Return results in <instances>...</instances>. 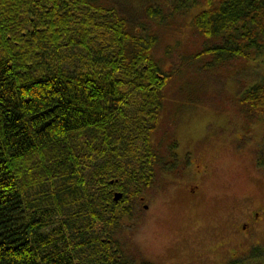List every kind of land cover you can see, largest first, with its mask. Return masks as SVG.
<instances>
[{
  "label": "trees",
  "instance_id": "1",
  "mask_svg": "<svg viewBox=\"0 0 264 264\" xmlns=\"http://www.w3.org/2000/svg\"><path fill=\"white\" fill-rule=\"evenodd\" d=\"M203 1L192 25L216 38L194 57L211 67L264 52V0ZM127 26L95 0H0V264H152L115 233L156 175L151 133L171 73L155 36ZM239 100L256 122L264 80ZM221 264H264V247Z\"/></svg>",
  "mask_w": 264,
  "mask_h": 264
},
{
  "label": "rangeland",
  "instance_id": "2",
  "mask_svg": "<svg viewBox=\"0 0 264 264\" xmlns=\"http://www.w3.org/2000/svg\"><path fill=\"white\" fill-rule=\"evenodd\" d=\"M95 1L117 9L132 34L157 39L153 56L171 76L161 90L162 106L151 141L160 159L168 150L183 147L190 153L186 157L193 153L192 166L205 172L196 177L203 189L196 198L185 196L182 183L179 189L170 187L160 194L156 164L161 160L155 162L153 183L143 192L149 209L134 208L133 217L119 220L115 237L123 253L152 264H204L211 258L221 259L211 264H221L253 245L263 248L264 167L256 159L264 156V115L256 122L246 121L239 96L264 80V52L254 59H233L211 67L206 65L209 55L194 57L216 38L204 37L192 25L193 15L206 6L203 0L198 4L190 0ZM177 4L182 7L176 10ZM149 6L160 7L161 16H151ZM186 163L178 160L173 167L182 170ZM251 213L256 217L252 233L236 235V224ZM220 241L223 252L234 253L222 255L219 247L210 250ZM199 252L203 255H190Z\"/></svg>",
  "mask_w": 264,
  "mask_h": 264
},
{
  "label": "flooded vegetation",
  "instance_id": "3",
  "mask_svg": "<svg viewBox=\"0 0 264 264\" xmlns=\"http://www.w3.org/2000/svg\"><path fill=\"white\" fill-rule=\"evenodd\" d=\"M182 148H173L171 150H168V155H161L162 159L161 162H159V164L157 165V178H158V189L160 194H164L165 192H167L169 190V188H175L179 189L178 187L180 186L179 184L182 183L183 186V192L185 194V196H187L188 198H196L197 196H199L203 189L201 187V185L199 184L198 181L196 180V177H199L200 175L204 174V170L198 171L196 168H194L192 166V157H193V153H191V155L189 157H186L187 155H189L190 153L187 152L186 150L182 151ZM182 151V152H181ZM193 152V150H192ZM167 157V158H166ZM185 160L187 163L184 164L183 169L179 170V169H175L173 167L175 161L178 162V160ZM187 159V160H186ZM185 166L187 167L185 169ZM174 168V169H173ZM195 169V171H194ZM143 195H139L138 197H136L135 199V208H139L141 207L140 210H147L149 209V203L146 200V198ZM144 201V202H143ZM137 208V209H138ZM140 212H138L139 214ZM134 214V213H133ZM126 216V215H124ZM134 215L130 216L133 217ZM123 218V217H122ZM256 219L255 215L253 216V214H248V218L247 220H241L238 224H236L235 228V233L236 235L239 234V236L242 234L243 236H248L252 233V224L253 221ZM250 224V227H249ZM219 238V237H218ZM241 243H238V246ZM222 245V241H220L219 243H216L214 245L211 246L210 250H216V248L218 249L219 252H221L220 254H228V253H234L233 250H229L227 253V250L225 252H223V249L221 246ZM217 251V252H218ZM203 255V253L199 252L198 254H191L194 257L197 256L199 257L200 255ZM242 255V254H241ZM238 256V255H234L233 257ZM231 259V258H230ZM219 260H221L219 258ZM218 260V261H219ZM229 260V259H227ZM227 260H225V262H227ZM189 261H191V259H189ZM188 261V262H189ZM216 258H211L210 260H205L204 264H211L212 262H218ZM215 263V264H216ZM224 263V262H223ZM191 264H194L191 262Z\"/></svg>",
  "mask_w": 264,
  "mask_h": 264
},
{
  "label": "water",
  "instance_id": "4",
  "mask_svg": "<svg viewBox=\"0 0 264 264\" xmlns=\"http://www.w3.org/2000/svg\"><path fill=\"white\" fill-rule=\"evenodd\" d=\"M120 196H121V193L118 191H115L113 198H114V200H117L118 198H120Z\"/></svg>",
  "mask_w": 264,
  "mask_h": 264
}]
</instances>
